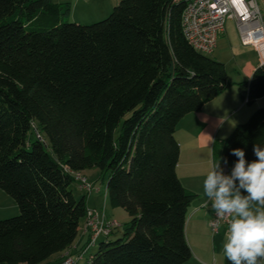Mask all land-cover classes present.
Segmentation results:
<instances>
[{
    "label": "trees",
    "instance_id": "16d2710c",
    "mask_svg": "<svg viewBox=\"0 0 264 264\" xmlns=\"http://www.w3.org/2000/svg\"><path fill=\"white\" fill-rule=\"evenodd\" d=\"M184 7L120 0L105 20L78 25L68 22L67 3L0 0V191L19 212L0 220V264H42L73 245L87 218L73 174L90 170L108 177V205L129 221L84 260L97 241L85 232L81 264L190 260L185 224L198 196L177 176L175 132L230 84L223 63L183 38ZM237 90L248 106L264 97V62ZM255 144L264 147V109L215 144L213 156L233 166L231 150L241 148L251 162Z\"/></svg>",
    "mask_w": 264,
    "mask_h": 264
},
{
    "label": "crops",
    "instance_id": "0c3cea01",
    "mask_svg": "<svg viewBox=\"0 0 264 264\" xmlns=\"http://www.w3.org/2000/svg\"><path fill=\"white\" fill-rule=\"evenodd\" d=\"M52 1L54 3L70 4L68 1L63 0ZM119 2L120 0H83L81 2L79 0L78 4L80 7L77 8L78 16L87 15L89 18H93L92 20H98L100 16L110 14L113 7ZM258 6L264 31V0L259 1ZM71 21L80 24V21L76 20V18H73ZM231 22L236 30L234 35L236 42L232 45L234 40L228 39V45L231 49L233 48L234 51L232 59L234 60V66L237 68V79H235V81H229L227 75L230 88L211 102L205 104L199 112L186 115L178 124L175 132V138L179 144V161L176 170L177 176L184 188L194 192L198 196L189 207L185 224V239L191 251V258L186 264H223V243L226 228L223 227L216 235L210 233L209 222L215 212L210 202L207 208L202 207L203 202L206 200L203 192V180L208 171L210 160L219 161L225 174H230L233 166H227L219 159L215 158L213 156V147L217 143H223L236 126L241 124L243 120L249 118L254 112V109L249 108V106L241 100L237 85L243 82L248 83L254 70L264 62L261 61L255 49L252 47H244L240 44L236 26L233 21ZM225 35L224 31L220 37H226ZM217 61L224 64L221 60L217 59ZM254 104L261 108V106H263L262 104H264V97L257 100ZM86 172L87 171L82 172L80 175L87 180L85 176ZM77 191L79 192L78 199L82 197L85 198L87 208L89 207L87 206V201L89 202L91 198H98L99 195L103 200V205L106 200L108 201L106 189L105 191L98 190L97 193L91 196L79 190L78 187ZM14 208L15 207L11 208V210ZM102 210L104 211V208ZM103 213L104 216H106V212L104 211ZM114 215V212L109 214V216ZM80 230L81 228L79 225V231ZM81 231L84 239V236L87 237L84 226ZM80 249L73 243L67 251L53 256L55 260L50 264H59L63 256L68 253L72 257H75L77 256V251Z\"/></svg>",
    "mask_w": 264,
    "mask_h": 264
},
{
    "label": "clouds",
    "instance_id": "9594fccd",
    "mask_svg": "<svg viewBox=\"0 0 264 264\" xmlns=\"http://www.w3.org/2000/svg\"><path fill=\"white\" fill-rule=\"evenodd\" d=\"M253 152L257 159L248 162L243 149H232L237 160L230 174L210 160L203 180L202 207L211 203L215 228L227 221L223 254L230 264H264V147L255 144Z\"/></svg>",
    "mask_w": 264,
    "mask_h": 264
},
{
    "label": "built area",
    "instance_id": "2783aa9c",
    "mask_svg": "<svg viewBox=\"0 0 264 264\" xmlns=\"http://www.w3.org/2000/svg\"><path fill=\"white\" fill-rule=\"evenodd\" d=\"M185 7L181 15V32L187 44L197 53L208 56L216 47L217 40L224 32L226 21H233L240 44L252 47L264 61V31L258 2L263 0H184ZM79 190L89 195L92 187L80 174H73ZM213 214L209 222L211 234L216 235L221 227L227 228V221L220 220L219 228ZM119 226L107 220L104 213H87L84 231L90 233L91 244L98 238L106 237ZM80 257L66 256L61 264H81Z\"/></svg>",
    "mask_w": 264,
    "mask_h": 264
},
{
    "label": "rangeland",
    "instance_id": "374dc122",
    "mask_svg": "<svg viewBox=\"0 0 264 264\" xmlns=\"http://www.w3.org/2000/svg\"><path fill=\"white\" fill-rule=\"evenodd\" d=\"M63 1H68L69 4V14H68V22H73L71 21L73 18H76V20L80 21V24L78 25H91L93 23H97L99 21H103L105 20L109 14H104L103 16H95V17H99L98 20H92L93 18H89L87 15L85 16H78V9L80 7V5L78 4L79 0H63ZM83 0H80V2ZM79 5V6H78ZM77 6V7H76ZM259 7V6H258ZM260 10V9H259ZM92 17V16H91ZM224 31H225V36L226 37H220L218 39V43H216V47L214 49V51L212 52V54L208 55V58H211L215 61L221 60L224 62L225 64V68H226V72L228 75V80L229 81H235L236 76H237V68L234 66V60L232 59V56L234 55V51L233 48L231 49L230 46L228 45V39L234 40V43L232 45L235 44V40L234 39V35H235V29H234V25L231 21H226L225 26H224ZM243 79V78H242ZM263 106H261V108L257 107V105L253 104L252 106H249V108H252L255 110L258 109H264V104H262ZM249 118H247L246 120H243V122H241V124L245 123ZM37 126V125H36ZM35 136H34V132L31 131V133L28 134V140L29 141H34ZM85 176L87 178V182L90 183L91 187H92V192L89 194V196H91L92 194L97 193V191H105L106 189V182L108 180V177H103L101 178L100 173L97 170L94 171H87L85 173ZM71 190L73 192V195L75 198H79V192L77 191V187L76 184L74 183L71 186ZM94 200V202H93ZM8 202V203H7ZM103 200L102 198H100V195L98 196V198H91V200L88 202L87 201V206H89L87 208V213L91 212H99L100 215L103 214V212H106V216L105 218L107 220H113L119 227L116 230V233L112 236H110L109 238H103L100 237L97 239L96 243L94 246H91L90 248L87 249L85 255H84V260L86 258H88L89 256L93 255L98 247V245L102 242H106V241H114L118 238H120L122 236V231L124 230V228L126 227L129 218L127 216V214L121 210V209H116L113 210L109 207L108 205V201H105V204H102ZM10 205V206H9ZM15 207L13 210H11V208ZM104 208V211L102 210ZM112 212H114V216H109V214H112ZM19 214L18 212V208L15 205L14 201L8 197L7 195H5L2 191H0V220H4V219H11L14 217H17ZM111 217V218H110ZM84 226V222L81 221L80 222V228L82 230V227ZM223 227H221L222 229ZM79 231L77 238L74 242V245L76 247H78V249L82 248L83 245H85L87 243V237L84 236L83 239V235H82V231ZM211 233V232H210ZM55 260V257L49 259V261L42 263V264H50ZM81 263V262H80Z\"/></svg>",
    "mask_w": 264,
    "mask_h": 264
}]
</instances>
